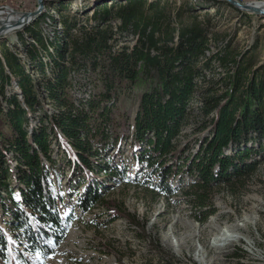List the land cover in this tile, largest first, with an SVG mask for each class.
<instances>
[{
	"label": "trees",
	"instance_id": "1",
	"mask_svg": "<svg viewBox=\"0 0 264 264\" xmlns=\"http://www.w3.org/2000/svg\"><path fill=\"white\" fill-rule=\"evenodd\" d=\"M202 1L247 15L223 0ZM209 18L160 0H122L95 7L93 25L62 21L63 37L49 46L25 28L37 45L24 61L0 47V213L9 232L0 228L2 264H31L27 254L50 255L66 237L69 219L51 181L58 179L54 146L82 175L75 208H101L107 224L123 218L143 235L141 220L105 196L114 183H132L128 165L114 163L126 140L144 164L135 180L142 186L152 183L168 197L172 180H190L182 193L200 224L216 214L217 192L236 196L245 188L264 158V60L253 61L255 45L239 52L212 32ZM117 35L132 45L116 50ZM75 71L91 85L85 97L73 94L81 80ZM11 86L16 92L8 94ZM148 244L173 264L156 236Z\"/></svg>",
	"mask_w": 264,
	"mask_h": 264
},
{
	"label": "rangeland",
	"instance_id": "2",
	"mask_svg": "<svg viewBox=\"0 0 264 264\" xmlns=\"http://www.w3.org/2000/svg\"><path fill=\"white\" fill-rule=\"evenodd\" d=\"M160 1L172 10L183 5L200 17L208 14L207 25L212 32L231 38L233 47L239 52L255 45L253 61L258 64L264 60V15L239 10L247 14L243 17L225 5L202 0ZM235 1L241 5H262L264 11V0ZM120 2L122 0H42L40 13L29 19L25 26L0 34V47L9 48L24 61L29 46L37 45L25 28L31 27L49 46L55 36L63 37L62 21L76 27L90 26L93 22L89 18L95 7ZM37 8V0H0V21L17 19L22 13L34 12ZM111 24L114 26L116 22ZM18 33L23 34V43ZM117 38L116 50L133 43L129 36L117 35ZM49 51L53 52V48ZM44 59L47 61L46 57ZM74 75L81 80L75 84L73 94L77 98L85 97L91 85L82 72L75 71ZM7 91L8 94L16 92L13 86ZM29 125L37 126V119L31 117ZM190 137L193 139L192 135ZM128 142L120 144L114 163L123 161L128 165L127 178L132 183H114L108 187L105 196L121 201L126 210L141 220L147 234H141L123 218L107 224L106 213L101 208L89 213L79 212L75 200L80 192L82 175L71 171L68 157L54 146L58 179L52 177L51 181L63 197L61 212L69 219L68 230L64 241L52 254H27L31 264H166L167 260L158 259L148 244L153 236L173 253V264H264V158L258 159V169L236 196L226 190L216 193L213 200L216 214L200 224L192 219L182 193L183 186L190 180L185 176L181 181L172 180L175 193L168 197L154 189L152 183L142 186L135 180L141 177L144 164L133 158L137 153L128 151ZM7 221V216L0 213V228L8 234Z\"/></svg>",
	"mask_w": 264,
	"mask_h": 264
},
{
	"label": "water",
	"instance_id": "3",
	"mask_svg": "<svg viewBox=\"0 0 264 264\" xmlns=\"http://www.w3.org/2000/svg\"><path fill=\"white\" fill-rule=\"evenodd\" d=\"M232 7L254 13L256 15H264V11L259 6H252V5H241L235 0H224ZM38 8L34 12L22 13L16 20L9 21L10 19H5L0 21V34L5 33L8 30L18 29L21 26H25L29 19L34 18L36 15L40 13L42 7V0H37Z\"/></svg>",
	"mask_w": 264,
	"mask_h": 264
},
{
	"label": "bare ground",
	"instance_id": "4",
	"mask_svg": "<svg viewBox=\"0 0 264 264\" xmlns=\"http://www.w3.org/2000/svg\"><path fill=\"white\" fill-rule=\"evenodd\" d=\"M259 6V5H258ZM263 6L261 5V8H262ZM12 20H16V19H10L9 21H12ZM13 30H15V29H13ZM9 32H12V30H9L7 33H9Z\"/></svg>",
	"mask_w": 264,
	"mask_h": 264
}]
</instances>
